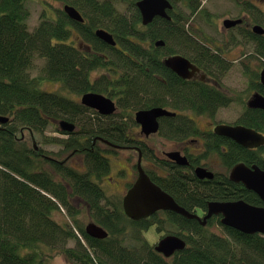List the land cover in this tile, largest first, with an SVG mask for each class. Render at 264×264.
Listing matches in <instances>:
<instances>
[{
	"label": "trees",
	"instance_id": "obj_1",
	"mask_svg": "<svg viewBox=\"0 0 264 264\" xmlns=\"http://www.w3.org/2000/svg\"><path fill=\"white\" fill-rule=\"evenodd\" d=\"M57 1L70 4L78 10L83 19L89 22L86 32L82 30L85 26H75L63 13L55 21L43 19L45 16H42L40 24L33 32H29L27 22L30 13L26 0H0V116L12 117L17 139L25 132L32 141L42 137L44 144L62 148L57 153L60 157L63 154L66 158L71 150L81 149L88 158L86 175L66 164L62 165L60 160L53 159L51 154L41 148L31 150L23 142L15 145L9 132H0V165L3 166L0 169V264H49L50 249H57L69 264H264V236L247 235L225 227L220 217H211L203 226L202 218L198 221L171 212H157L149 219L132 222L123 215L120 202L103 204L106 199L103 191L91 183L89 177L106 173L108 164L96 153L83 149L93 147V139L97 137L121 145L124 123L121 124L117 118L96 117L95 126L87 131L66 134L56 128L53 132L60 137L45 136L52 121H65L77 127V123L83 122L87 112L91 111L63 101L56 94L42 91V81L64 85L68 82L67 86L72 87V91L103 93L112 98L116 97L114 91L117 89V103L126 109L135 110L139 103L142 104L135 97L142 95L149 86L160 87L163 96H170L169 86L173 89L169 80L163 85L152 78L151 74L160 65L155 57L146 55L151 49H144L143 41L163 40L167 45L170 43L172 52L196 50L195 41L186 32L185 24L174 26L171 21L156 19L142 30L140 14L135 6L137 0L129 2L130 10L126 14L118 12L110 0ZM180 1L185 3L184 9L190 12L191 17L200 9L199 0ZM169 13L174 19V13ZM70 27H74L91 45L93 52L99 54L94 56L89 65V62H82L76 56V49L63 44L70 37ZM89 28L107 31L113 36L116 45H106L96 39L94 34L90 36ZM101 54L109 55L103 63ZM258 55L264 58V50L260 53L258 49ZM35 58L44 59L46 64L40 69L39 75L33 78L30 72ZM223 65L227 71L229 65L226 62ZM98 66L115 75L110 84H107V76L100 78L96 84H87L88 74ZM147 69L149 72H146ZM145 76L151 82L143 81ZM127 84L130 98L125 90ZM176 88L173 91L178 100L189 99L180 96L186 93L181 87ZM196 91L192 93V100L198 102H194L193 109L206 110L204 91ZM246 111V116L239 123L264 134V112ZM61 136H67L68 139H61ZM80 139H83L81 143H74ZM240 154L239 162L248 166L256 165L264 170V147L253 155ZM157 184L191 215L199 211L206 212L211 202L244 201L256 207L264 206L256 194L220 176H215L211 181H199L192 174L178 171ZM76 197L87 202L95 222L108 231L110 236L106 240L89 238L80 227L72 228L55 220L54 213L64 210L76 225L73 217V200ZM125 221L144 232L152 227L160 231L166 221L170 228L163 237H178L185 242L186 247L170 258L157 254L146 243L141 250L122 247V243L119 244L116 239L122 238L120 226H124ZM75 230L79 234L76 235ZM125 238L134 241L137 233L136 236ZM72 240L75 243L71 247L69 242Z\"/></svg>",
	"mask_w": 264,
	"mask_h": 264
},
{
	"label": "flooded vegetation",
	"instance_id": "obj_2",
	"mask_svg": "<svg viewBox=\"0 0 264 264\" xmlns=\"http://www.w3.org/2000/svg\"><path fill=\"white\" fill-rule=\"evenodd\" d=\"M139 1L140 0H137L136 3ZM173 1H174L173 3L171 1H168L171 4V8H172L171 10L166 11V14H167L169 19L156 17L154 20L162 19V20H166V21H171L172 23H174L173 24L174 26H176L177 24H179V25L185 24L186 32L195 41L196 50L183 49V50H179V52H172L173 49L171 48L170 43L167 45V43L165 41L160 40V39H154V40L147 39L150 41V46L148 48L145 46H142V47L144 49H147V50L151 49V51H159L160 55H161V56H159V59H157L158 64L160 66L157 67V70L155 73L151 74L152 78L155 81H157L163 85H166L167 80H169L170 83H172L171 86L173 89H177L176 88L177 86L181 87L183 89V91H185L186 93H181L180 96L184 95L185 97L189 98L188 100H185V101L178 100L176 98V96L174 95L173 89H171L170 86L168 89L170 92V96L169 95L163 96V90L160 87L156 86L157 87L156 88L153 85H151L148 87V89L143 91L142 95L139 94L137 97H135V99H137V100L139 98L140 102L142 104L139 103L137 108L135 106H132L136 109L131 110V114L128 115L126 113V111L130 110V109H126L125 107H121L117 103L118 101H117L116 97H117L118 92H119V90H117V89L114 91V95L116 97L113 96L114 98H112V97H109L108 95L103 94V93L86 92V91L83 93H78L76 91H72V90H70V88H72V87H68L67 85H69V84H68V82H66L65 85L61 84L62 87L67 89V90H70L71 92H69V93L75 94L76 100L75 101H73V100L68 101L67 98H64V97L60 96V94H58V96H60V98L63 101H67L69 103H73V104L80 105V106H83L82 105V98L86 94L101 95L104 98L109 99L114 104L115 112L109 116H103L94 110H91L87 107H85V108L89 109L90 111H94L96 117H100V118H102V117H104V118L115 117V118H117L116 120L121 122V124L124 123V132L122 133L124 139L122 141V144L121 145L111 144L108 141H105V140L97 137V138L93 139V142H92L93 147H91L89 149L87 147H85L83 150L89 151L91 153H96L101 159H104L105 162H107V164H108V168H107L106 173L100 174V175H91V177H89L91 183H93V184H94V181L92 180L93 176H95L97 179L99 177L101 178L102 176L107 174L110 170L109 168H110L111 157L107 156L105 153H109V152L115 153L117 151H122L127 156L133 155V158H134L133 160L135 161V163L132 165V168H134V170L136 172V178L131 184L128 183V180H125L124 185H126L125 187H127V190H126V193L123 196V198L120 199L123 215L128 220H130V219L126 216V214L124 213V210H123V200L126 197L127 192L132 188V186L134 185V183L137 181V179L139 177V164H140L142 171L146 174V176L149 178V180L155 186L159 187L164 193H166L168 196H170V194H168L166 191H164L157 184V182L163 183L167 178H170V176H172L173 174H175L178 171H180L182 174H187V175L192 174L199 181H211L215 178V176H220L221 178H223V179L227 178L230 182H232L229 179V175H230L231 170L234 168V166H236L238 164H244L248 168H252V166H256V165H249L248 166L244 162H239L240 157H238V156L241 155L240 153H243L246 156L248 154L253 155L254 152L258 151L261 147H264V145H263V146H260L257 148H245V147L239 145L238 143H236L231 138H229L225 135H217L215 133V128L218 126H228V127L242 126V127H245L239 123L240 122L239 120L246 116V114H247L246 110H257V111L264 112L262 109H250V108H248V102L250 101V99L254 95H259L262 98H264V86L260 82V73L264 69V63H263V67L261 68V71L259 72V74L255 75V79L257 81L251 83V85H250L249 89L251 91V95L248 98V100L245 102V112L241 115V117L240 118L238 117V120L236 122H230V123H223L222 121L218 120L217 118H219L218 117L219 111L221 109L228 108L231 104H233L237 101V99L235 98V95L233 93H231V91L228 90L227 88H225V86H224V79L226 76V72L229 70V68L227 71H225V67H224L223 63L226 62L229 65L231 62L226 57L229 52L224 51L223 47L231 39L228 41L225 39V37H222L220 39V41L218 42L214 39H211L207 35L203 36L202 38H199L196 34L192 33L190 30L186 29V25L188 26L189 23L191 22L190 21L191 18L187 20V18H189V16H190V12L187 11L188 13H185L184 16H182L185 19H182V17L177 16L178 14L176 13V10H177L178 5H179L178 8L181 9V8L185 7V3L181 2L180 0H173ZM231 1L235 4L236 8H238V9L242 8L244 11V14L241 16H238L237 18H225V19H223V21L221 22V28H223L222 31L224 32L223 33L224 36H226L228 33L232 34L236 30H238L239 32L247 33L249 36V40L253 44L252 45L253 51H252L251 55L253 57L257 58L258 60H262V62H264V58H262V57H260V55H258V49H260V53L264 50V0H254V1L253 0H244L242 5H241L240 0H231ZM255 1H257L260 4V6H257L255 4ZM73 2H78V1L74 0ZM136 3H135V6H136ZM63 4L64 5L62 6V10H60V12L63 13L70 21L74 22L75 26H85V28L82 30L84 32H86V28H87L86 26H87V24H89V22L88 21L86 22V20L83 19L81 14L75 8L74 9L82 17L83 22L82 23L76 22V21H73L72 19H70L64 10L66 4L65 3H63ZM255 9H257V12ZM200 11H201V3H200V9L196 12V14L194 16H196ZM169 12L174 13L173 14L174 19L171 17ZM179 12L180 11L178 10V13ZM140 18H141V16H140ZM154 20L152 22H154ZM152 22L150 24H152ZM227 22H234L236 24L232 27L227 28L225 25V23H227ZM140 23L142 26V30H144L145 28H147L150 25V24H148V25L144 26L142 24L141 20H140ZM258 27L262 29L261 34L254 31V29L258 28ZM69 30H70V37L63 44L70 45L74 49H76V51H78L76 53V56L80 57L79 59H82V62H89L88 63V65H89L90 63L93 62L94 56L95 55L99 56V54L96 52H93L91 45L89 43H87L82 38L81 34L74 27H70ZM89 30H90L88 32L89 35L91 36L92 34H94V37L96 39H98L96 37V32L98 30H96V29L91 30L90 28H89ZM98 40H100V39H98ZM147 40H145L143 42H146ZM101 42L106 44V45H109L103 41H101ZM158 42H161L162 46H156V44ZM143 45H144V43H143ZM100 56L102 58V63H103V60H106L109 57L108 54H101ZM169 58H182V59L186 60L189 63V68H187L186 73L185 74H179L178 72H175L172 68L171 69L168 68L165 64V61L168 60ZM82 62H80V63H82ZM104 65H105V63H104ZM206 68H208V69H206ZM95 72L100 73V74L94 78L93 84H96L100 80V78L102 79V77L104 78L105 76H107V78H106L107 84L111 83L112 77L115 79V75L112 76L111 73L107 72V69L100 68L98 66L95 70L90 71V73L88 74L87 84H91V82H92L91 76H93V74ZM146 72H149V70L147 69ZM142 80L145 81L146 76L143 77ZM147 81L151 82L149 80V78L146 80V82ZM125 90H126V92H127V90H130L129 84L126 85ZM196 90H198L200 92L204 91L203 92L205 95L204 101H205V104L207 106L206 110H198L197 108L193 109L194 102H198V101L192 100V93L193 94L197 93ZM47 93H49V92H47ZM127 95L130 98V95L128 94V92H127ZM125 103H126V105H130L127 102H125ZM12 104H14V103H12ZM12 104H10V107H13ZM183 108H186V109H183ZM118 109H119V112H118ZM153 109L164 110V111L168 112L170 115L158 118L157 119V122H158L157 132L146 135L142 130V125L136 121V114L138 112H141V111H150ZM120 110H121V112H120ZM55 122H57V125H58L59 122H62V121H55ZM197 123H201L200 127L197 125ZM211 126H212V128H211ZM74 127H75V129L72 133H78L77 132L78 128L76 126H74ZM176 127H178L179 129H176ZM192 128H193L194 134L191 133ZM245 128H248V127H245ZM57 129H60V127L58 126ZM248 129H250V128H248ZM60 131H62V130L60 129ZM0 132H3V133L9 132V135H10V137H12L15 145L18 142H23V144L26 147H28V149H31V150H32V148H34L35 150L39 149L38 147L33 145L32 138L30 139V141L32 142L31 145L27 143L26 138L23 135H21V137L19 139H17L16 134H15V123L13 122V119L11 116H8V115L7 116H5V115L0 116ZM62 132H64V131H62ZM167 132H168V136L166 135ZM64 133L67 134V132H64ZM257 133H259V132H257ZM68 134H71V133H68ZM259 134L264 136V134H262V133H259ZM213 137H218V139L215 140ZM61 139L66 140L68 138H67V136H64V137H61ZM81 140H83V139L75 141L74 143H77V142L81 143ZM153 140H157V141L163 140V142L165 141L164 144L167 143L166 144L167 147L165 148L166 150L159 151L158 148H156L155 146L152 145ZM144 143H146V144H144ZM147 144L150 145V147H148ZM195 144L198 145L197 148L194 147ZM101 148H103L105 150H102ZM61 149L62 148L60 147V151H61ZM47 153L54 155V153L51 151H47ZM58 153H59V151H58ZM70 153L71 154H69L66 158L60 160V163H62V165L66 164L67 166L73 168L76 172H82L83 171V169H81L82 166L85 167L84 170H86V165H87V161H88V158H86V154L79 148L71 150ZM60 155H61V157H64L63 154H60ZM173 155H178V159H184L186 163L185 164H179L178 161L173 160L171 158V156H173ZM77 156H79L81 158V161L79 163H76L77 166L73 167V166L69 165L68 164L69 161L73 157H77ZM79 157H77V158H79ZM53 159L58 160L56 158H53ZM147 160L151 161V162H149L150 163L149 167H151L154 170H152V169L146 170L144 168L145 164L147 165V163H146ZM212 160H216V161L221 163V165L223 167L222 172L215 171L214 169H212V167L209 164H207L209 161H212ZM231 162H233L234 164L231 165ZM229 163H230V165H229ZM256 167H258V166H256ZM198 168H203L207 172L212 173L213 178L212 179H199L196 176V170ZM122 169H123V166H122ZM259 169L264 171L261 168H259ZM124 171L126 172L127 177H129V178H131L132 174L134 173L131 170V166L128 167L127 169L124 168ZM116 175H117V173H116ZM121 178H123V175L121 176ZM151 178L154 181H152ZM232 183H234V182H232ZM235 184L242 185L241 183H235ZM97 187L100 188V186H97ZM119 187H120V184H117L116 186H114L115 189H118ZM103 194L105 196L104 192H103ZM105 198H106V196H105ZM79 199H82V198L76 197V199H74L73 202L75 203V201H77V202L79 201V203L85 205V207L88 209L89 223L87 225L92 223V224H95L98 227H100V225H98L95 222L94 216L92 215V212L90 211V206L83 199H82L83 201H81ZM179 207H181V206H179ZM181 208L184 209L183 207H181ZM158 212H171V213L177 214L176 212L167 211V210L166 211H158ZM156 213H154V214H156ZM154 214H152L151 216H153ZM206 215H207V208H206V212H203V211L196 212V214L194 215L196 218H194V219H197L199 221L200 218H202V220H203V218H205ZM151 216L147 217L146 219H149ZM212 217H214V216H212ZM215 217H220V221H221V216H215ZM143 220H145V219H143ZM143 220H140V221H143ZM202 220H201V223H202ZM130 221H132V220H130ZM140 221H137V222H140ZM207 221H208V219H207ZM207 221H206V223H207ZM132 222H135V221H132ZM206 223H205V225H206ZM87 225H86V227H87ZM205 225H203V226H205ZM86 227H85V229H86ZM100 228H103V227H100ZM153 229L156 230L155 227H153ZM84 232H85V230H84ZM105 232L107 233L106 238L95 239V240H99V241L106 240L110 235H109L107 230H105ZM89 238H91V237H89ZM92 239H94V238H92ZM82 241L85 244L84 239H82Z\"/></svg>",
	"mask_w": 264,
	"mask_h": 264
},
{
	"label": "rangeland",
	"instance_id": "obj_3",
	"mask_svg": "<svg viewBox=\"0 0 264 264\" xmlns=\"http://www.w3.org/2000/svg\"><path fill=\"white\" fill-rule=\"evenodd\" d=\"M104 1V0H102ZM201 3V11L196 15L191 17V22L189 25H186V29L190 30L192 33L196 34L199 38H202L203 36L207 35L211 39H214L216 41H220L222 37H225L226 40H230L227 42V44L224 45V51H228V55L226 56L227 59L230 60L229 64V70L226 72V76L224 79V86L228 90L231 91L235 95V98L237 101L233 104H231L228 108L221 109L218 113V120L222 121L223 123H230V122H236L238 120V117L240 118L241 115L245 112V102L248 100V98L251 95L250 91V85L253 82H256L255 75L259 74L261 71V68L263 67L262 60H258L257 58L253 57L252 51H253V44L249 40V36L247 33L239 32L236 30L234 33L230 34L228 33L226 36H224V32L222 31L223 28H221V22L225 18H237L238 16H241L244 14V11L242 8H236L235 4L231 0H199ZM241 5L243 4L244 0H240ZM254 1V0H253ZM115 5V8L118 12H121L123 14H126L127 10H130L128 4L129 2H133L132 0H110ZM26 7L29 10L30 17L27 22L28 25V31L33 32L34 28H36L40 22L43 19L55 21L59 20L61 18V12L62 6L64 5L62 2L57 0H26ZM255 4L257 6H260V4L255 1ZM179 7V5H178ZM177 7L176 13L178 14V17L184 16L185 13H188L186 9L181 8L179 9ZM178 10L180 11L178 13ZM257 12V9H255ZM42 16H45V18L42 19ZM145 47L150 46V41L147 40L144 42ZM33 70L30 72L31 77L35 78L39 75L40 69L45 67V60L41 58H35L33 61ZM100 73H94L93 76H91L92 83L94 81V78L97 77ZM40 88L44 92H49L52 94H60V96L67 98L68 100H76L75 94L69 93L70 90H67L62 87L59 83H54L51 81H42L40 84ZM78 99V98H77ZM119 112V109H118ZM121 112V110H120ZM126 113L128 115L131 114V110H127ZM96 122V116L95 114L91 112H87L85 115V120L83 122L77 123V132L78 131H87L89 128L94 127ZM197 125L200 127L201 123H197ZM59 124L57 125V122L52 121L50 123V126L48 130L45 133L46 137H60L58 134L54 133L53 131L58 128ZM213 126V125H212ZM211 126V128H212ZM23 136L26 138V141L28 144L35 145L38 148H42V150L51 151L54 153L52 157L62 160L65 157H60L57 155L58 151L60 150L59 146L56 145H46L43 142L42 137L38 138L37 141H30L31 136L27 134L26 132L23 133ZM64 137V136H61ZM165 142V141H164ZM162 141L153 140L152 145L156 148L161 150H166L167 143L164 144ZM146 144V143H144ZM148 147L150 145L147 144ZM197 144L194 145V147L197 148ZM102 150H105L101 148ZM71 153H68V155ZM107 156L111 157L110 160V170L107 174L99 177L98 179L93 176L92 180L94 181V184L97 186H100L101 190L105 193L106 199L103 201V204L105 202H120V199L123 198V196L126 193L127 187L124 185L125 180H128V183H132L136 178V172L134 168H132V165L135 163L133 160V155L127 156L122 151H117L115 153L109 152L105 153ZM79 157V156H77ZM73 157L69 161V165L76 167L77 164L81 161V158ZM212 159V158H211ZM150 160H147V165L145 164V169H152L149 167ZM207 164H209L212 169L215 171H223V167L220 162L216 160L209 161ZM123 166V169H122ZM131 166V170L134 172L132 174V177H127L126 172L124 171V168H128ZM47 168V167H46ZM85 167H81L83 169L82 172H80L83 175H86V170H84ZM50 170L49 168H47ZM154 170V169H152ZM117 173V175H116ZM123 175V178L121 176ZM134 177V178H133ZM117 184H120V187L118 189H115L114 186ZM128 185V184H127ZM83 201L82 199H79ZM109 209V208H108ZM73 210H74V218L76 225L73 224V222L68 218L66 215V212L64 210L58 211L54 213V218L57 222L60 224H68L70 227L74 228V226L80 227L83 231L85 230L86 225L89 223V212L88 209L85 207V205L79 203V201L73 202ZM110 211V209L108 210ZM125 225L120 226L123 230L122 238H117L116 241L120 244V246L125 248H137L141 250L145 247V243L147 246H152L153 248L157 245L159 240L165 235V232L169 231L170 226L166 221L163 222V228L158 231L157 229L154 230L153 227L150 228L147 232H144L139 227H134L129 222L125 221L123 222ZM137 233V239L134 241L129 240V236H136ZM75 234H79L78 231L75 230ZM138 239L140 241H138ZM69 246L74 245V240L69 242ZM130 243V244H129ZM48 254L51 256L49 259V264H69L65 257L61 254H59V251L52 250L48 252Z\"/></svg>",
	"mask_w": 264,
	"mask_h": 264
},
{
	"label": "water",
	"instance_id": "obj_4",
	"mask_svg": "<svg viewBox=\"0 0 264 264\" xmlns=\"http://www.w3.org/2000/svg\"><path fill=\"white\" fill-rule=\"evenodd\" d=\"M136 7L144 26L150 24L156 17L169 19L166 11L172 9L167 0H140L136 3ZM64 10L73 21L83 22L82 17L74 8L65 6ZM235 24L234 22L225 23L227 28ZM254 31L262 33V29L259 27ZM96 37L110 46L116 45L113 36L104 30H98ZM156 46H162V43L158 42ZM165 64L179 74H185L189 68V63L182 58H169ZM260 82L264 86V69L260 73ZM82 105L103 116H109L115 112L114 104L109 99L97 94H86L82 98ZM248 108L264 111V98L254 95L248 102ZM169 115L168 112L161 109L141 111L136 114V121L142 125L143 132L149 135L157 132V119ZM59 127L67 133H72L75 129L74 125L65 121L60 122ZM215 133L225 135L245 148H257L264 145V136L242 126H218L215 128ZM171 158L178 161L179 164L186 163L184 159H178V155H173ZM196 176L199 179L213 178V174L203 168L196 170ZM229 179L234 183H241L246 190L256 194L264 204V171L256 166L248 168L244 164H238L231 170ZM123 210L126 216L135 222L146 219L158 211L166 210L176 212L187 219L196 218L179 207L170 196L155 186L142 171L140 164L139 177L123 200ZM212 216H221L222 225L243 234L264 236V206L256 207L244 201L211 202L207 205V215L203 218L202 225H205L207 219ZM85 233L94 239L107 237V233L102 228L92 223L87 225ZM185 247L186 244L182 239L166 236L159 240L154 250L165 258H170L174 253L184 250Z\"/></svg>",
	"mask_w": 264,
	"mask_h": 264
},
{
	"label": "bare ground",
	"instance_id": "obj_5",
	"mask_svg": "<svg viewBox=\"0 0 264 264\" xmlns=\"http://www.w3.org/2000/svg\"><path fill=\"white\" fill-rule=\"evenodd\" d=\"M66 6H67V7L74 8V7H73L72 5H70V4H66ZM146 55L150 56L151 58H152V57H155L156 59H159V56H161L159 51H148ZM64 80H65V79H64ZM59 84H61V83H59ZM62 84H63V83H62ZM0 169H3V166L0 165ZM102 229H103V228H102ZM103 230H104V229H103ZM104 231H105V230H104Z\"/></svg>",
	"mask_w": 264,
	"mask_h": 264
}]
</instances>
